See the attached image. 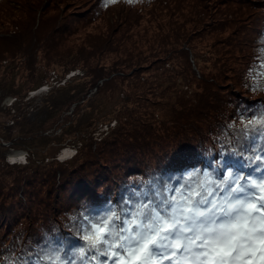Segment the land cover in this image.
Listing matches in <instances>:
<instances>
[{"label":"trees","instance_id":"1","mask_svg":"<svg viewBox=\"0 0 264 264\" xmlns=\"http://www.w3.org/2000/svg\"><path fill=\"white\" fill-rule=\"evenodd\" d=\"M263 24L264 0H0V86L16 72L31 89L83 70L88 88L67 121L87 95L119 107L118 125L68 161L28 167L0 158V264H50L45 257L57 254L97 264L94 251L79 253L90 222L125 217L202 179L215 187L229 172L254 174L246 157L264 148V135L246 139L242 129L264 110ZM197 45L215 75L196 77ZM240 151L244 158L233 155Z\"/></svg>","mask_w":264,"mask_h":264},{"label":"snow or ice","instance_id":"2","mask_svg":"<svg viewBox=\"0 0 264 264\" xmlns=\"http://www.w3.org/2000/svg\"><path fill=\"white\" fill-rule=\"evenodd\" d=\"M257 133L264 135V110L243 124L244 138ZM244 151L233 155L244 158ZM251 153L244 167L254 174L229 172L215 187L202 179L170 197L137 204L125 217L113 211L90 222L81 258L94 251L97 264H264V148ZM45 258L75 264L58 254Z\"/></svg>","mask_w":264,"mask_h":264},{"label":"rangeland","instance_id":"3","mask_svg":"<svg viewBox=\"0 0 264 264\" xmlns=\"http://www.w3.org/2000/svg\"><path fill=\"white\" fill-rule=\"evenodd\" d=\"M261 22L251 24V36H255L257 30L261 29ZM6 26L7 21L3 22L2 28ZM208 34L212 33L209 32ZM195 44H205V42ZM231 47L235 48L236 52L240 49L238 45L234 44ZM196 48L199 58H197L196 67H192L197 68L196 77H200V72L207 76L209 74L215 75L217 68L215 67L216 70L213 69L212 58L205 59L204 55L200 53L202 48L198 45ZM192 59L193 57L191 61H193ZM7 67H4L1 71H4ZM180 67L181 64L178 65V68ZM210 70L212 71L210 72ZM76 72L79 75L72 78ZM60 73L57 74L61 75ZM158 73L159 81H163L162 72ZM74 74L72 76L66 75L60 82L49 79L46 84V81L42 82L40 80L35 84V87L31 85L32 87L29 89L27 86L24 87L23 82H25V79L20 77V73L16 72L11 81L0 86V143L3 146L0 148V158L3 157L6 163L33 167L42 164L49 165L54 160L61 162L59 160L60 153L65 148H70L72 153L75 154L81 143L99 142L101 138L105 137L118 125L115 114L119 107L117 105L118 108L116 109V104L114 105L113 101V103L107 101L103 95L91 98H88V95L85 96L83 102L88 103L82 113L74 117L73 112L70 115L71 122L67 121L69 119H66L65 116L70 114L71 109L75 106L74 103L70 106V102L85 94L88 88L86 82L89 77L83 75L84 71L76 70ZM154 75L153 72L151 77H154ZM40 83L44 85L37 90H33ZM178 83L181 84L180 88L188 90L186 86H182L179 80ZM190 91L191 89H189L187 96L190 95ZM22 93H24L23 96ZM23 134L30 135L29 139L24 140L25 142H19L20 136ZM14 153H21V157L13 161L9 155ZM3 164H0L1 172L7 170V167H3ZM109 264H112V262Z\"/></svg>","mask_w":264,"mask_h":264},{"label":"bare ground","instance_id":"4","mask_svg":"<svg viewBox=\"0 0 264 264\" xmlns=\"http://www.w3.org/2000/svg\"><path fill=\"white\" fill-rule=\"evenodd\" d=\"M73 155L72 150L70 148H65L64 150L61 151L59 160L61 162L68 160L67 158H70ZM11 159L17 160L19 157H21V153H14L12 155H9Z\"/></svg>","mask_w":264,"mask_h":264}]
</instances>
